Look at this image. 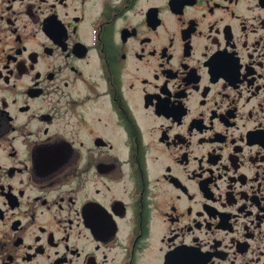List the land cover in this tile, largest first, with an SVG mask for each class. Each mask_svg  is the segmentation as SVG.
<instances>
[{
  "label": "flooded vegetation",
  "instance_id": "1",
  "mask_svg": "<svg viewBox=\"0 0 264 264\" xmlns=\"http://www.w3.org/2000/svg\"><path fill=\"white\" fill-rule=\"evenodd\" d=\"M0 264H264V0H0Z\"/></svg>",
  "mask_w": 264,
  "mask_h": 264
}]
</instances>
